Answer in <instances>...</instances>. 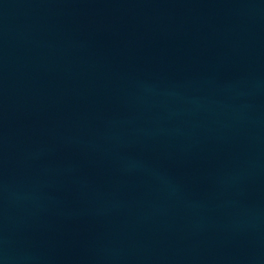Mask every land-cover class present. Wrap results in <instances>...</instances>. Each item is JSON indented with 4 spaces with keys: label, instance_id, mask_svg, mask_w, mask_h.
<instances>
[{
    "label": "water",
    "instance_id": "obj_1",
    "mask_svg": "<svg viewBox=\"0 0 264 264\" xmlns=\"http://www.w3.org/2000/svg\"><path fill=\"white\" fill-rule=\"evenodd\" d=\"M0 264H264V0H0Z\"/></svg>",
    "mask_w": 264,
    "mask_h": 264
}]
</instances>
